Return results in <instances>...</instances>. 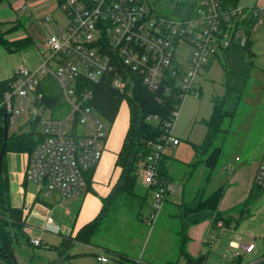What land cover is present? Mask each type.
Segmentation results:
<instances>
[{
    "label": "built area",
    "instance_id": "obj_1",
    "mask_svg": "<svg viewBox=\"0 0 264 264\" xmlns=\"http://www.w3.org/2000/svg\"><path fill=\"white\" fill-rule=\"evenodd\" d=\"M58 8L64 21L56 23V30L46 38L39 67L16 69L0 108L10 122L15 114L26 112L42 117L46 109L38 105L45 97L40 91L42 81L48 77L58 85L64 98L60 97L59 103L66 102L68 111L42 123L45 139L29 154L25 177L39 185L45 197L59 193L66 199L84 193L86 173L102 158L107 135L104 118L94 105V92L87 83L109 79L115 89L124 92L132 85L128 75L132 72L153 93H167L174 86L183 100L188 95L198 97V78L215 57L234 42L247 43L244 22L253 20V33L264 27L263 7L224 9L222 0H197L194 15L185 19L153 12L149 0H58ZM41 21L50 22L52 17L47 15ZM184 45L192 50H185ZM17 101L20 107H16ZM24 101L32 107L27 108ZM149 119L159 120L157 116ZM173 121L166 122L161 141L140 165L143 184L153 188L147 218L150 228L168 196L180 191L178 183L159 174L162 157L169 147L179 144L172 134ZM255 182L264 189V161ZM222 226L219 222L217 228ZM43 229L59 232L51 217ZM30 244L40 247L42 241L31 238ZM231 247L234 260L241 253L252 254L256 248L253 238L246 243L232 242ZM98 261L104 264L108 258L98 256ZM0 264H5L1 257Z\"/></svg>",
    "mask_w": 264,
    "mask_h": 264
},
{
    "label": "trees",
    "instance_id": "obj_2",
    "mask_svg": "<svg viewBox=\"0 0 264 264\" xmlns=\"http://www.w3.org/2000/svg\"><path fill=\"white\" fill-rule=\"evenodd\" d=\"M3 1L5 0H0V6ZM239 1L222 0V7L224 9L235 8L239 6ZM149 3L153 12L185 19L194 15L197 0H149ZM171 5L173 8L170 12L158 11V8L159 10L169 9ZM252 24V19L245 21L243 24L249 37L245 45L234 42L230 47L224 49L221 54L217 55L207 67L209 68L214 61L220 60L224 71V94L213 97V112L206 122V136L200 145L194 146L195 160L186 165V169L188 168L190 171L203 170L206 184L211 183L214 172L220 167L224 152V140L247 93L251 75L254 71L256 54L253 50ZM0 44L21 51L33 43L29 38L7 43L3 37H0ZM128 75L132 80V85L124 92L115 89L109 79H104L99 84H86V87L94 92V105L103 118L111 124L114 123L123 100L127 99L130 108V126L117 160V165L122 169L118 183L110 196L104 200L100 214L91 223L84 226L74 238H69L60 247L56 248L61 258H69L66 253L76 242L81 244L93 243L100 232L111 228L112 223L110 221L117 217V212L121 208H126L129 212H135L136 210H142L144 206L149 204L148 198L151 197L153 188L147 187L144 194L137 192L138 171L141 162L152 152L154 145L161 141L166 132V122L174 120V113L179 111L183 99L181 97L182 93L174 86L167 93L164 90L153 93L142 85L136 74L129 72ZM12 79L0 81V105L5 92L10 89ZM40 91L45 93V97L42 103H38V105L43 104L45 107L52 109L60 106L59 88L52 78L43 79ZM152 116L158 117L159 120L156 124L149 119ZM38 119L39 117H35L30 125ZM10 124V118H8L9 128ZM4 126V111L0 108V153L4 144ZM32 132L23 131L20 134L11 135L9 131L5 148L0 178V257L5 264H13L11 257L15 256V244H19L21 241L30 244V238L24 231L25 219L23 212L21 209L12 207L10 203L9 182L6 176V155L9 152L33 153L37 146L44 141L45 136L40 133L38 139L34 140ZM170 161V157L166 152L160 161L159 174L162 179L172 181L173 179L168 174L167 168ZM92 172L93 168L86 173V185L90 181ZM186 177L191 178L188 173ZM225 190L226 186L221 185L213 192L207 193L206 185H204V187L196 189V193L191 198L188 197V200L185 196L179 204L171 203V208H169L173 209V212L170 214L180 220V228L176 232L179 238L178 249L180 257L184 259L186 264H205L203 255L192 257L187 251V244L190 241L188 236L190 226L207 219L213 220L214 228H217L219 222H223L224 226L230 225L231 218L226 217L219 210ZM263 195L264 189L254 182L248 197L239 205L241 208L237 212L241 214L244 211L249 212ZM236 208H234V211ZM141 216L140 212L137 213L139 220H142ZM119 257L124 262L132 261L125 254L119 255ZM133 262L135 264H145ZM167 264H177V262H168ZM237 264H240V262ZM260 264H264V260Z\"/></svg>",
    "mask_w": 264,
    "mask_h": 264
},
{
    "label": "crops",
    "instance_id": "obj_3",
    "mask_svg": "<svg viewBox=\"0 0 264 264\" xmlns=\"http://www.w3.org/2000/svg\"><path fill=\"white\" fill-rule=\"evenodd\" d=\"M39 6H41V9H38L39 14L32 19V21H30V17L28 16V13H26L27 10L25 11V9H36L37 7L40 8ZM56 10L61 12L58 8V0H17L16 4L13 6L12 15L9 16L10 18L8 17L9 21L2 23V25L4 24L6 27L5 29H0V37H3L7 43H13L29 38L33 44L35 41H38L39 48L42 49L45 45L46 39L42 35L41 29L45 26H49L52 22H57L54 20V12ZM20 11L24 12V23H21L20 19L17 17V12ZM47 15L52 17V21L43 23L41 18ZM55 30L56 26L54 31ZM0 46L5 47L6 49L0 50V81L11 79L16 69L21 66L29 65L30 70H36L39 67L40 64L37 62L39 53L37 51L34 52L27 50L26 53L17 57L11 53L20 51H16L13 47L3 44H0ZM214 62L198 78V89L201 93L200 96L196 97L188 95L183 100L184 102L187 98L186 103L183 104L182 102L183 106L181 107L182 111L179 115V123L176 128L172 129L173 136L179 140V144L176 146H179L181 141L185 139L190 142L194 149V146L200 145L206 136V122L210 119L213 112L212 99L214 96H221L224 94V75L222 78L223 88L217 94H213V83L205 76L210 73ZM127 131L126 133H122V131L120 132V130H117L115 131V134L106 136L102 158L96 166L93 167L90 181L86 185L84 193L72 199L63 198L59 193H52L48 197H45L41 187L37 184L29 182L25 177L29 161V153H7L6 176L9 182L10 203L12 207L22 210L25 219L24 231L30 239L38 238L45 246L47 243L43 239H55L58 241V244L55 245L54 249L59 256V261H72L76 260L81 255L93 254L96 256L98 264H101L98 261V256H106L108 258V262L104 264H108L111 258L122 264V262L118 259L120 258L119 255H127L121 246H115L116 248H112L113 245L112 247H108L97 244L95 241L91 244L73 242L74 245H72L66 253V256L69 255V258H61L60 253L56 249L60 247L64 241L69 238H74L84 226L91 223L102 211L104 200L110 196L121 176L122 169L117 165V160ZM176 146H172L170 148ZM235 161L239 162L241 159L236 156ZM262 161H264V147ZM262 161H253V165L248 168L247 165L238 167L236 162L230 160L223 164L220 172L217 173V178L224 180L223 184L228 183L219 210L226 217L231 218V222L230 225H223V229L228 230L231 227H241L243 233L244 231L246 232L245 228L249 227V225L258 224V227H263L260 228L259 231H261V237L264 238V195L254 206H252V209L249 212L244 211L241 214L234 211V208L241 205L248 197L255 182L258 167ZM170 163L173 170H176L174 175L178 172L177 175L180 177H178V179L172 178V181L179 184L180 191L176 195L168 196L162 211L164 214L169 213L171 203L179 204L187 193L185 185L186 173H184L187 164L174 160H171ZM213 178L214 177H212L211 182L213 181ZM138 184L144 185L142 178L138 179ZM146 189L147 187L145 186L144 190L146 191ZM146 208L148 209V215L146 218H143L144 216L142 213V220H140V223L142 222L143 225L148 226L147 218L151 212V201H149L148 207ZM48 217L53 218L54 223L59 228V232L57 234L47 232L43 229ZM233 219H236L235 226ZM169 221L176 222L172 218H168V222ZM214 227L213 220L207 219L199 224L190 226L188 229L190 241L187 244V251L192 257L203 255L205 257V264H209L210 252L207 250L206 245L209 243V239L213 237L212 230L216 229ZM234 237L235 239H232L230 244L232 242H238L239 240L242 241L241 234L237 233ZM250 238L254 239L255 237L250 235ZM80 248H84L82 252L78 251ZM257 253L259 252L256 251L252 254H247L248 262L250 261L249 264H260L263 261L264 256L260 257ZM153 259H147L143 263L154 264ZM182 260L183 264H186L183 258ZM229 264H235V261L232 260Z\"/></svg>",
    "mask_w": 264,
    "mask_h": 264
},
{
    "label": "rangeland",
    "instance_id": "obj_4",
    "mask_svg": "<svg viewBox=\"0 0 264 264\" xmlns=\"http://www.w3.org/2000/svg\"><path fill=\"white\" fill-rule=\"evenodd\" d=\"M17 0H5L0 6V29H5L6 25H2L9 21V16L13 13V6L16 4ZM239 5L243 7H263L264 0H240ZM32 8L27 10L30 21L34 19L38 14V9ZM173 6L171 5L169 9H161L158 11L167 13L170 12ZM24 11V10H22ZM17 12V17L20 19L21 23H24L25 17L23 16L24 12ZM33 13V14H32ZM9 17V18H8ZM54 20L57 22H52L49 26H45L41 29L42 35L46 39L49 35L54 32L56 23H61L64 21L63 14L56 10L54 12ZM254 47L253 50L256 54L254 59V71L251 75V80L248 86L247 93L244 96L243 102L241 103L236 118L232 124V127L227 134L224 140V152L221 158L220 167L214 173L213 181L209 184L204 182L205 173L203 170L190 171L188 168L184 170V173H188L191 177L188 179L185 178L186 185V200L188 197L191 198L196 192L195 190L199 187L202 188L206 185L207 193L213 192L215 189L221 185L227 186L228 183H224V180L217 178V173L220 172L221 167L227 161H235V157L238 156L241 161L236 162L238 167L247 165L250 168L253 164V161L260 162L263 160V147H264V27L260 28L253 33ZM5 49V47L0 46V50ZM184 49L191 51L192 47L190 45H184ZM183 49V50H184ZM6 50V49H5ZM34 51L39 53L38 64L42 61V49L39 48V42L35 41L34 44L22 50L20 52H13L11 54L15 56L23 55L26 51ZM26 68L30 69L29 65H25ZM205 75V74H204ZM224 71L221 65L220 60H216L211 67L209 74L205 75L208 80L213 83L214 91L213 94H217L221 91L222 87V78ZM209 76V77H208ZM58 87V85L56 84ZM58 97L63 98L61 91L59 90ZM64 99V98H63ZM187 98L183 102L186 103ZM16 107H20V102H16ZM181 105V107L183 106ZM24 105L27 108H31L27 101H24ZM180 107L177 115L173 121V128H176L179 121V115L182 111ZM68 111V105L66 102H63L60 107H55L54 109L46 107L44 109L42 117L30 125L24 130V132H32L33 139L37 140L40 133L43 130V122L49 118L57 117L58 113L65 114ZM30 114L28 112L24 114H15L13 122L10 124V134L17 135L18 128L24 124L28 119ZM103 117V116H102ZM113 124L109 123L107 119L104 120L106 134L113 135L115 131L120 130L122 133H126L129 121H130V108L128 100L124 99L119 113ZM153 123L156 124V121L153 120ZM106 135V136H107ZM124 138V134H123ZM123 140V139H122ZM104 151V150H103ZM168 156L171 160L178 161L180 163L190 164L195 160V153L190 142L183 139L179 146L168 149ZM167 164L168 174L172 178L178 179V172L174 175L176 170H173L170 165ZM250 165V166H249ZM191 172V174H190ZM174 175V176H173ZM141 178L140 170L138 171V179ZM180 178V177H179ZM144 185H137V192L139 194H144ZM72 199V198H71ZM151 201V197L148 198V203ZM148 207L145 206L142 210H136L135 212H129L126 208H121L117 212V217L114 218L110 223H112L111 228L100 232V234L95 238V243L101 244L108 247L116 248L115 246H121L132 261H126L119 259L122 264H135L133 261L141 262L149 260H154V264H167L168 262H177L178 264H183V260L179 255V238L176 234L180 228V220L173 217L170 213L173 212V209L169 210L168 214L162 213L160 218L154 223L153 228L143 225L140 223V220L137 218V213H143V218H146L148 215ZM241 206L236 208L235 212L239 211ZM144 209V211H143ZM252 209V208H251ZM143 211V212H142ZM169 219H174L176 222H168ZM173 223V224H172ZM234 226L236 225V219H233ZM174 226V227H171ZM263 227H258L256 225H249L246 227V232L242 233L241 227H231L226 230L223 228H216L212 230V236L216 238L214 240L212 237L209 239V243L206 245L207 250L210 252L209 264H229L232 260L235 261V264H249L247 259V254H242L241 256L234 260L235 250L231 247V240L235 239V234H241L242 242H248L251 238L250 235L255 238V251L258 256L263 257L264 255V238L261 237L259 229ZM173 229V230H172ZM128 235V236H127ZM133 235V236H131ZM47 245L40 247H35L31 244L21 241L19 244H15V257L19 264H98L97 258L93 254L81 255L76 260H66L59 261L58 254L55 252V245L58 244V241L55 239H43ZM44 242V243H45ZM126 245V246H125ZM125 246V247H124ZM84 248H80L78 251L82 252ZM253 252V253H254ZM108 264H121L110 259Z\"/></svg>",
    "mask_w": 264,
    "mask_h": 264
},
{
    "label": "water",
    "instance_id": "obj_5",
    "mask_svg": "<svg viewBox=\"0 0 264 264\" xmlns=\"http://www.w3.org/2000/svg\"><path fill=\"white\" fill-rule=\"evenodd\" d=\"M35 117H36V112H33L30 115L29 119L18 128V132L21 133L26 128H28ZM4 119H5L4 144H3V147H2V150H1V153H0V178H1V173H2V165H3L4 154H5V148H6L7 140H8V137H9V125H8V117H7V113L6 112H4ZM11 259L13 261V264H19L17 259H16V257L14 255L11 257Z\"/></svg>",
    "mask_w": 264,
    "mask_h": 264
}]
</instances>
